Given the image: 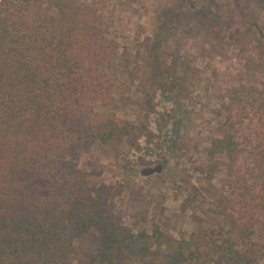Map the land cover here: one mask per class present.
<instances>
[{"label": "trees", "instance_id": "trees-1", "mask_svg": "<svg viewBox=\"0 0 264 264\" xmlns=\"http://www.w3.org/2000/svg\"><path fill=\"white\" fill-rule=\"evenodd\" d=\"M114 1L0 5V264L264 262V81L222 96L221 121L203 153L223 167L225 193L205 200L206 224L188 237L134 232L115 213L110 188L78 167L94 143L116 151L135 131L114 112L119 46L106 16ZM175 2L164 25L197 23L211 51L238 49L254 74L255 59L214 0ZM245 5L252 16L264 13V0Z\"/></svg>", "mask_w": 264, "mask_h": 264}, {"label": "rangeland", "instance_id": "rangeland-1", "mask_svg": "<svg viewBox=\"0 0 264 264\" xmlns=\"http://www.w3.org/2000/svg\"><path fill=\"white\" fill-rule=\"evenodd\" d=\"M192 1L196 6L208 2ZM246 1L214 0L213 10L232 25V32L238 30L247 55L255 59L250 76L244 54L211 51L197 23L164 25L175 0H116L108 6L110 37L119 46L112 88L115 117L133 124L135 131L116 151L94 143L77 165L93 184L110 188L115 213L134 232L158 228L174 239L188 237L206 224L205 200L225 193L223 167L207 164L203 153L221 121L222 96L231 86L264 81V13L252 16ZM157 168L160 173L142 175Z\"/></svg>", "mask_w": 264, "mask_h": 264}, {"label": "water", "instance_id": "water-1", "mask_svg": "<svg viewBox=\"0 0 264 264\" xmlns=\"http://www.w3.org/2000/svg\"><path fill=\"white\" fill-rule=\"evenodd\" d=\"M160 171H161V168H157L155 170H153V169L143 170L142 171V175L143 176H150L153 173H160Z\"/></svg>", "mask_w": 264, "mask_h": 264}]
</instances>
